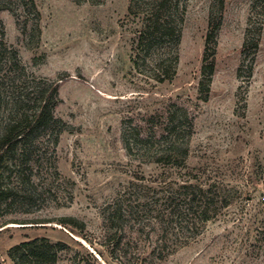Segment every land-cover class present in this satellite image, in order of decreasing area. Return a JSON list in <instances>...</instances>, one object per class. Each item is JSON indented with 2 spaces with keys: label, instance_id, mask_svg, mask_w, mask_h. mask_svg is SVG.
<instances>
[{
  "label": "rangeland",
  "instance_id": "rangeland-1",
  "mask_svg": "<svg viewBox=\"0 0 264 264\" xmlns=\"http://www.w3.org/2000/svg\"><path fill=\"white\" fill-rule=\"evenodd\" d=\"M259 1L253 9L255 0H180L187 11L177 73L157 83L135 71L131 61L137 20L128 15L130 0H0L6 6L0 11L5 59L16 54L19 60V68L5 69L7 80L24 77L46 88L57 82L54 113L61 120L55 134L38 138L30 194L21 196L19 181L2 171L3 182L20 193L0 201V226L5 224L0 264H16L22 253L24 264H44L28 256L31 247L14 250L35 239L38 245L42 239L63 243V250L53 249L59 251L54 264H264V1ZM251 14V40L259 48L250 44L245 53ZM211 20L216 45L210 76L203 65ZM3 84L0 125L14 99L11 85ZM173 104L194 122L186 167L152 162L158 151L129 154L125 143H134L137 131L159 138V117L168 116ZM188 183L212 187L216 205L204 226L195 220L187 229L184 223L161 226L149 218H126L116 231L105 223L110 205L135 186L153 187L162 196ZM65 219L84 227L64 226ZM161 227L167 235H180L162 261L146 237L161 235ZM111 235H125L124 245L117 248Z\"/></svg>",
  "mask_w": 264,
  "mask_h": 264
},
{
  "label": "trees",
  "instance_id": "trees-1",
  "mask_svg": "<svg viewBox=\"0 0 264 264\" xmlns=\"http://www.w3.org/2000/svg\"><path fill=\"white\" fill-rule=\"evenodd\" d=\"M259 2V0H255L253 9H256ZM5 8L6 6L0 5V11ZM186 11V5H181L180 0H130L128 15L137 20L131 56L135 71L147 74L146 76L157 83L171 81L174 78L180 59L179 45ZM252 20L253 16L251 14L246 30L245 53L250 44L255 50L259 48L258 41L251 40ZM210 25L211 30L207 35L203 68L204 71L209 70L211 76L215 65L216 39L212 29V20ZM261 30L262 28L259 29V33ZM4 36L5 32L0 20V84L3 87L5 86L3 83L7 81L11 85V94L14 96L7 117L4 119V123L0 125V201L16 197L20 192L21 196H26V193H29L27 186L32 184L31 173H29L31 162L33 156L40 150L38 138L41 135L55 134L61 124V120L57 119L54 113L59 102L57 82L46 88L45 83L29 82L24 77L7 80L9 74L6 70H12L13 67L19 68V60L16 54L13 55L12 61L5 59L8 49ZM210 56L213 57L211 61L209 60ZM208 89L209 86L207 91ZM173 107L174 110L169 108L167 111L168 116L160 115L159 117L161 120L159 123V129L161 130L159 138L154 140L145 138L142 137L140 131H137V138L134 143L127 139L125 144L129 154H133L134 150L145 152V155L158 151L160 155L151 157L152 162L167 166L186 167L189 157L188 143L193 135L194 122L193 118L183 108L175 104H173ZM153 119L157 118L154 117ZM62 130L56 132L55 143L58 142ZM5 169L10 171L8 178L15 176L16 180L19 181V185L22 186L20 192L16 191L14 193L13 188L3 182L2 171ZM163 205L167 210L162 209ZM215 205L216 201L211 186L208 189H203V187L193 184H183L179 189L168 191L162 196H159L153 187L135 186L134 190L127 194L124 193L110 205L104 219L105 223L116 231L123 225L126 218H130V220L132 218H149L154 221L148 222H152L153 225L161 224V226L166 224L169 226L173 223L182 225L184 223L186 228L189 229L191 220H195V223L200 221L203 226L206 225L212 218L210 212L215 208ZM227 205L226 202L224 206ZM176 214L177 218L173 219ZM8 223L18 222L10 221ZM195 223L192 224L195 225ZM61 224L64 226L80 224L81 228L84 227V223H77L74 219H65ZM144 226L147 228L148 224ZM144 226H142V229H144ZM161 229L164 228L161 227ZM167 234V229H164L161 235L146 236L150 240L151 252L159 254L158 258L161 261L166 256V250L173 244L171 241H177L180 236ZM119 236L111 235L117 248L124 245L125 235ZM42 241L41 245H38V239L24 242L15 246L14 250L20 252L23 248L31 247L28 256L35 257L44 264H54L58 260V250L64 249L63 243L53 244L48 239H42ZM55 248L58 250L53 252ZM26 255L22 253L16 264H24Z\"/></svg>",
  "mask_w": 264,
  "mask_h": 264
}]
</instances>
